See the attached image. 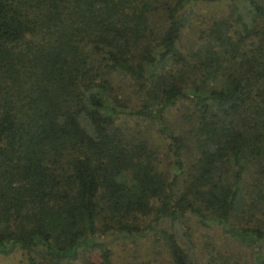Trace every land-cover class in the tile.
I'll list each match as a JSON object with an SVG mask.
<instances>
[{
    "label": "trees",
    "instance_id": "obj_1",
    "mask_svg": "<svg viewBox=\"0 0 264 264\" xmlns=\"http://www.w3.org/2000/svg\"><path fill=\"white\" fill-rule=\"evenodd\" d=\"M143 239L129 264H264V0H0V254Z\"/></svg>",
    "mask_w": 264,
    "mask_h": 264
},
{
    "label": "rangeland",
    "instance_id": "obj_2",
    "mask_svg": "<svg viewBox=\"0 0 264 264\" xmlns=\"http://www.w3.org/2000/svg\"><path fill=\"white\" fill-rule=\"evenodd\" d=\"M212 7H208V10H212ZM195 13L200 16L201 14H205L208 12L207 8L203 7H194ZM216 11V9H215ZM195 18L192 19V25H190L188 28L193 31L195 27H198V23L195 22ZM176 114V111L171 109L168 114L167 118L168 120H172ZM162 161L164 162L163 165L166 163V159L162 156ZM191 228L193 229V238L197 241V246H202L204 244V240H202L201 236L206 235V230L204 232L203 229H201L200 226H197L193 223H191ZM211 231L208 232V234ZM204 234V235H203ZM146 243H149L147 240H138L136 243H122L119 240H113L112 241V257L116 264H129L132 261L139 260L140 257H143L144 254H146ZM160 257H158L159 259ZM0 264H26L25 255L22 251H20L17 248H14L12 251H10L6 255L0 254ZM160 264V263H159ZM162 264V263H161ZM164 264V263H163Z\"/></svg>",
    "mask_w": 264,
    "mask_h": 264
}]
</instances>
